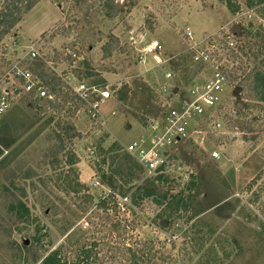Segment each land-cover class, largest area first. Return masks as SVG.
Wrapping results in <instances>:
<instances>
[{"label": "rangeland", "instance_id": "rangeland-1", "mask_svg": "<svg viewBox=\"0 0 264 264\" xmlns=\"http://www.w3.org/2000/svg\"><path fill=\"white\" fill-rule=\"evenodd\" d=\"M232 1L233 7L228 8L217 0H133L130 14L121 7L122 14L109 20L100 12L103 0H71L69 7L40 0L25 15L6 38L10 52L24 54L40 39L37 49L48 59L56 53H71L75 43L83 50L80 58L72 68L56 64L57 72L78 68L83 74L77 80L70 78L71 85L81 81L107 88L111 98L100 104L97 118L80 111L73 119L83 136L75 142L79 160L75 168L62 162L56 170L47 116L41 119L30 108L16 105L6 114L9 130L0 132V264H40L60 245L73 253L84 244L96 245L97 264H130L129 250L140 254L145 264H264V187L259 191L264 177L250 193L245 190L264 169V106L238 118L237 110L245 101L235 89L227 90L223 110L214 119L219 128L204 120L191 125L187 139L173 149L176 157L169 169L183 182L194 176L200 185L187 216L190 221L182 218L178 226L176 222L174 228L164 230L154 221L157 210L150 201L139 208L131 204L134 189L128 190L127 203L120 201L126 206L117 214H102L96 208L111 192L109 180L100 174L104 171L109 178L115 172L111 159L99 166L100 144L105 151L114 142L125 150L147 134L142 117L159 119L185 96L189 98L191 84L182 87L189 75L182 70L169 71L170 62L184 64L189 54L191 42L184 36L187 30L198 42L224 27L230 30L238 17L261 29L264 36V3L248 9L251 0ZM118 3L124 5L123 0ZM237 8L242 11L235 16L232 12ZM72 12L79 20L72 35L46 41L57 24L74 25ZM110 33L120 39L125 52L103 59L101 48ZM153 41L164 48L161 65L153 55L142 52ZM140 57H144L143 63ZM186 61L188 68L189 59ZM88 70L96 75L85 78ZM207 81V75L201 74L193 83L204 85ZM125 85L129 87L127 97L124 102L117 101L115 91ZM172 91L181 93L170 99ZM102 133L108 137L102 138ZM96 169H102L97 172L99 177ZM136 173L141 185L145 178L139 170ZM77 180L83 187H77ZM16 199L29 211H23V217L11 211Z\"/></svg>", "mask_w": 264, "mask_h": 264}, {"label": "trees", "instance_id": "trees-1", "mask_svg": "<svg viewBox=\"0 0 264 264\" xmlns=\"http://www.w3.org/2000/svg\"><path fill=\"white\" fill-rule=\"evenodd\" d=\"M54 1L61 5L67 2V0ZM217 1L226 5L228 8L233 7L232 0ZM39 2L40 0H0V77L22 54L16 51L10 52L9 47L5 43L6 38L18 27L25 15H27ZM123 2L124 5L120 6L118 0H103L100 12L109 20L122 14L121 7L125 8L126 12L130 14L134 8L133 0H123ZM263 3L264 0H251L248 2L247 8L253 9L255 6ZM241 11L242 10L237 8V10H234L232 13L236 16L239 15L238 13ZM262 11H264V8ZM72 13L73 26L71 24L65 25L64 22L59 23L48 33V38H46V36L43 38H46V41H51L56 36L68 37L72 35L74 27L79 25V20H76L74 17L76 14L74 12ZM231 30L235 34L237 48L230 49L225 46V55L227 57L229 69H226L224 74L227 78L229 87L237 90L242 100L245 101L244 106L237 110V116L241 118L246 112L264 106V69L262 68L264 61L262 60L260 62L264 54V36L261 33V29L255 28V25L252 23L246 25L242 23L241 20L233 23ZM70 49L73 51L67 55L56 53L53 54L52 57L48 56L46 60L49 64L40 59L27 62V67L36 75L41 85L48 92V96L39 98L35 95L21 94L14 103L16 106L30 108L33 114L41 119L47 116L45 121L52 128L53 132L55 145L54 159L56 160L54 166H56V170H59L58 165L62 164V162L70 168H75L78 165L79 160L75 152V142L83 138V136L77 130L73 119L80 111L89 113L88 105L77 99L64 81L68 76L79 78L83 74L82 71L78 68H74L65 70L60 74L57 73L56 70L57 66L55 65L58 63H65L72 68L75 60L80 58V54L83 51H81V47L72 43ZM101 51L103 59H109L114 53H124L125 48L122 46L120 39L113 33H110ZM187 59H189L188 68L184 66L185 63H187ZM170 61H173V59ZM183 61L184 64L178 63V61L173 63L170 62L169 68V71L178 73L182 70L186 72L185 74L189 75L190 78L183 81L182 87L187 84L192 85L194 80L206 70L204 66L193 62L191 53H189ZM85 62L86 66L88 61L85 60ZM95 75L93 71L91 72L88 70L85 73V78H91ZM128 89L129 87L125 85L123 88L115 91L116 100L124 102L127 97ZM180 93L181 92L178 91V93L175 94L174 91H172L169 98L171 99L174 96H178ZM92 101H99V98L93 97ZM222 106L215 110L209 118L201 119L199 122L204 120L207 123L212 122L213 125H215L216 122L214 119L218 118V114L223 110ZM164 115H162V117ZM5 117L0 122V132H7L9 130L8 125L5 123ZM156 120L158 119L155 118L150 121V117H142L141 123L146 130V128ZM100 136L105 139L108 137V134L102 133ZM104 139H101V142H103ZM111 147L110 150L105 151L103 150L104 146L100 144L98 148V153H102V163L99 164V166L102 167L103 164L106 165L108 159H111V166H115V172H112L109 178L106 177L104 171L100 174V178H103L105 181L106 179L109 180L108 184L111 187V192L106 198L101 199L100 202L96 204L98 211L107 215L109 213L117 214L122 207L126 206V204L120 202V199H129L127 196L128 190L134 189V193L130 197L131 204L139 208L144 201H150L157 210L154 221L161 224L164 230L174 228L176 222L178 226L182 218H187L194 207V202H196V194L200 185L196 182L194 176H190L188 182H183L182 177L175 176L174 170H171L172 168L169 169L171 162L174 161L176 157L173 150L168 159L169 164L162 167L156 175L146 179L144 169L126 152V150L120 148L115 142ZM137 170H139V173L145 178L141 185L139 184L140 182H137L141 180L139 176H136ZM71 171L73 172L74 170L72 169ZM100 171H102V169H96L94 172L97 177H99L97 172L100 173ZM66 177L67 180L70 179L69 172H67ZM263 177L264 169L245 187L246 193H250ZM77 187H83L78 183V180ZM263 187L264 183L261 184L259 191L262 190ZM119 194L121 197H119ZM262 194L264 195V191H262ZM263 195H261V197ZM254 199L257 201L258 197L256 196ZM10 208L11 211H17L21 217L24 216L23 211L29 213L22 200L16 199L12 202ZM195 225L196 223H194L192 228H195ZM192 232L194 233L193 230ZM95 251V244H93V246L84 244L77 247L73 253H70L64 245H60L50 251L41 260L40 264H97L98 255ZM129 253L132 260L130 264H145L140 254L132 250H129Z\"/></svg>", "mask_w": 264, "mask_h": 264}, {"label": "built area", "instance_id": "built-area-1", "mask_svg": "<svg viewBox=\"0 0 264 264\" xmlns=\"http://www.w3.org/2000/svg\"><path fill=\"white\" fill-rule=\"evenodd\" d=\"M70 3L71 0L66 2L68 7ZM240 19L236 18L233 23ZM184 36L191 42L188 52L192 54L193 62L206 68L202 74L207 75L208 81L204 85L198 82L193 83L190 87L189 98L185 96L183 101L168 109L162 118L150 124L146 129L147 134L125 148L126 152L144 169L146 179L156 175L162 167L169 164L168 159L172 150L184 143L191 130V125L194 127L201 119L209 118L215 110L221 107L227 90L230 88L224 71L229 69L225 46L230 49L237 48L235 34L232 30L224 27L198 42L192 40L193 34L189 30ZM40 41V39L35 41L28 51L0 77V122L21 94L35 95L39 98L48 96V92L36 75L27 67V62L37 59L49 64L37 49ZM142 52L144 55H153L157 64H162L161 56L164 48L159 42H151ZM139 60L143 63L144 57H140ZM170 77L171 75L168 74L167 78ZM70 78L77 79L75 77L64 79L73 95L88 105L91 118H97L100 104L111 98L110 91L81 81L71 85ZM174 93L177 94L178 91ZM93 97L99 98V101L93 102ZM216 126L219 128L220 124L216 123ZM213 156L219 159L217 153ZM120 201L127 203L128 198H121Z\"/></svg>", "mask_w": 264, "mask_h": 264}]
</instances>
